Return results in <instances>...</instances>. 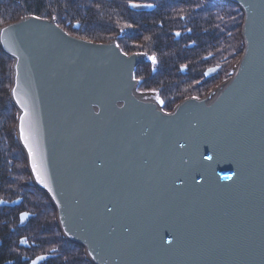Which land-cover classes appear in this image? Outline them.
I'll return each instance as SVG.
<instances>
[{
  "label": "water",
  "instance_id": "1",
  "mask_svg": "<svg viewBox=\"0 0 264 264\" xmlns=\"http://www.w3.org/2000/svg\"><path fill=\"white\" fill-rule=\"evenodd\" d=\"M227 1L243 10L233 74L171 111L137 92L143 52L72 35L52 16L0 27L32 180L94 264H264V0ZM17 101L48 187L19 139ZM33 216L22 211L18 227Z\"/></svg>",
  "mask_w": 264,
  "mask_h": 264
},
{
  "label": "trees",
  "instance_id": "2",
  "mask_svg": "<svg viewBox=\"0 0 264 264\" xmlns=\"http://www.w3.org/2000/svg\"><path fill=\"white\" fill-rule=\"evenodd\" d=\"M102 2L103 0H0V27L26 15L43 18L52 16L68 33L98 42H106L114 38L120 45L118 40L120 31L113 24L116 19H120V14L118 13L117 16V13L111 11L104 13ZM215 14L213 11L202 12L203 36L213 34L216 27L212 25L211 19ZM216 19L219 36L240 35V19L237 20L234 12L219 9ZM76 22L79 23L78 28H74ZM123 33L144 39L150 31L148 28H134ZM233 43L234 41L227 39L221 41L220 54L226 58L225 70L220 75L218 83L229 77L242 52V45L237 49ZM12 61V58L0 48V200L10 201L21 198L18 206H0V239L2 240L0 252L5 250L8 257L3 260L0 258V264L28 263L20 259L11 261L12 257L9 253H13L17 246L19 247L18 241L7 240V236L13 234L26 237L35 243L30 245L29 249H24L26 257L33 258L40 253L48 252V249H56L55 255L41 264H93L82 246L69 242L64 237L58 226L52 201L32 182L25 153L16 136L17 109L9 95L12 84ZM135 76L142 78L141 65L136 67ZM145 83V80H142L137 90L143 92L146 89ZM179 100L181 98H163L162 109L172 110ZM21 211H29L35 215L26 225L17 227ZM11 228L14 229L13 232Z\"/></svg>",
  "mask_w": 264,
  "mask_h": 264
},
{
  "label": "flooded vegetation",
  "instance_id": "3",
  "mask_svg": "<svg viewBox=\"0 0 264 264\" xmlns=\"http://www.w3.org/2000/svg\"><path fill=\"white\" fill-rule=\"evenodd\" d=\"M133 4L152 7L137 11L131 6ZM101 7L104 13L111 11L117 13V16L120 14V19H116L113 24L120 31L118 40L123 51L128 54L143 52L149 57L155 56V64L151 60L139 64L142 75L139 80L140 83L142 80L146 82L143 93H149L160 107L161 100L165 97H202L218 87L219 77L225 70L226 57L220 54L222 39L234 41L237 49L243 44L241 34L235 37L218 35L216 15L219 9L234 12L237 20L240 19V24L243 22L242 8L227 0H103ZM203 11L216 13L211 19L212 25L216 27L211 36H203ZM134 28H148L150 33L144 39L123 33ZM207 71L211 76H205ZM10 230L14 231L13 228ZM22 237L16 234L7 236L8 241L19 243L16 251L9 253V256L12 257L11 261L20 259L29 264L32 258L26 257L24 249H29L35 243L26 238L27 243L21 246ZM1 243L0 239V246ZM0 255L1 260L8 258L5 250Z\"/></svg>",
  "mask_w": 264,
  "mask_h": 264
},
{
  "label": "snow or ice",
  "instance_id": "4",
  "mask_svg": "<svg viewBox=\"0 0 264 264\" xmlns=\"http://www.w3.org/2000/svg\"><path fill=\"white\" fill-rule=\"evenodd\" d=\"M132 7H140L139 5H131ZM147 7H152V5H147ZM38 19V17H36ZM130 27V25L128 26ZM177 35H179L177 33ZM149 60L152 61L153 64L156 63V58L155 56H150L148 57ZM16 92H15V89L13 90V95L15 96ZM18 103H21L20 101H17ZM22 107L25 108L24 110V114H22L20 117H19V139L20 141L23 143V146L25 149H27V153H28V159H29V162H30V165H31V170H32V173L33 175L35 176V179L36 181L43 185L44 187H48V184L45 182V179H44V175H43V168H42V165L38 163L37 161V157H36V154L33 150V145L32 143L30 142V135H29V132L26 128V121L28 119V112H27V109H26V106H24L22 104ZM181 148L184 147L183 144L180 145ZM204 160L206 161H209L211 162L213 160V156L212 155H205L203 157ZM221 179H225V180H228V179H232V177L230 176H223L221 177ZM196 183H199V181H196ZM108 211L110 212L111 209H108ZM24 215V214H22ZM25 241H21V243H24ZM168 243H171V241H168ZM39 259H43V257L39 258ZM33 264H35V262H33Z\"/></svg>",
  "mask_w": 264,
  "mask_h": 264
},
{
  "label": "rangeland",
  "instance_id": "5",
  "mask_svg": "<svg viewBox=\"0 0 264 264\" xmlns=\"http://www.w3.org/2000/svg\"><path fill=\"white\" fill-rule=\"evenodd\" d=\"M220 84H221V82H220ZM220 84H219V85H220ZM219 85H218V86H219ZM138 93H140V94H144L143 92H140V91H138ZM145 95L150 96L149 93H145ZM151 96L154 97L153 95H151Z\"/></svg>",
  "mask_w": 264,
  "mask_h": 264
},
{
  "label": "bare ground",
  "instance_id": "6",
  "mask_svg": "<svg viewBox=\"0 0 264 264\" xmlns=\"http://www.w3.org/2000/svg\"><path fill=\"white\" fill-rule=\"evenodd\" d=\"M239 34H241V32H239ZM240 57H241V54H240ZM240 57L238 58V61L240 59ZM218 86V85H217ZM138 87V86H137ZM18 140V139H17ZM19 143V142H18ZM26 161H27V158H26ZM36 186V185H35ZM37 187V186H36ZM38 188V187H37ZM39 189V188H38Z\"/></svg>",
  "mask_w": 264,
  "mask_h": 264
}]
</instances>
